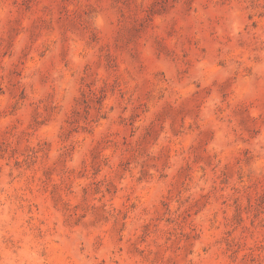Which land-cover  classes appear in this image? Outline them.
Here are the masks:
<instances>
[{
  "label": "rangeland",
  "instance_id": "1",
  "mask_svg": "<svg viewBox=\"0 0 264 264\" xmlns=\"http://www.w3.org/2000/svg\"><path fill=\"white\" fill-rule=\"evenodd\" d=\"M0 264H264V0H0Z\"/></svg>",
  "mask_w": 264,
  "mask_h": 264
}]
</instances>
